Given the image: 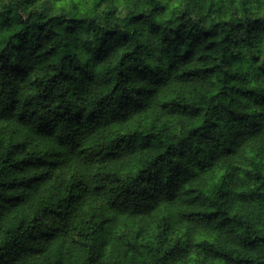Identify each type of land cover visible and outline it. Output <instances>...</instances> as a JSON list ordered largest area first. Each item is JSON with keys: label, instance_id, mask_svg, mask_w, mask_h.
Returning <instances> with one entry per match:
<instances>
[{"label": "trees", "instance_id": "16d2710c", "mask_svg": "<svg viewBox=\"0 0 264 264\" xmlns=\"http://www.w3.org/2000/svg\"><path fill=\"white\" fill-rule=\"evenodd\" d=\"M0 264H264V0H0Z\"/></svg>", "mask_w": 264, "mask_h": 264}]
</instances>
